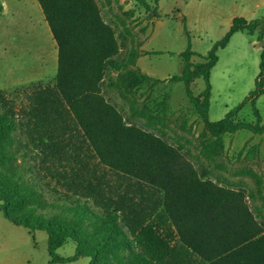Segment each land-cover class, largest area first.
<instances>
[{
    "label": "trees",
    "instance_id": "16d2710c",
    "mask_svg": "<svg viewBox=\"0 0 264 264\" xmlns=\"http://www.w3.org/2000/svg\"><path fill=\"white\" fill-rule=\"evenodd\" d=\"M38 2L57 44L58 68L53 83L0 89V210L6 218L30 234L47 232L48 264L82 257L90 264H264V226L245 192L209 179L165 138L128 122L105 95V84L116 86L108 73L128 65L117 85L165 80L143 73L136 52L120 61L115 29L96 0ZM239 31L264 39V16L234 18L202 62L193 61L197 53L189 46L181 53L182 72L169 78L186 85L204 133L214 138L207 143L211 152L223 148L225 133H264L256 105L264 94V48L254 90L221 120L209 119L217 52ZM199 77L206 87L194 95L190 84ZM248 103L255 122L235 121ZM29 157L28 170L40 183L18 169L20 158ZM45 208L57 212H37ZM69 240L75 255L59 256Z\"/></svg>",
    "mask_w": 264,
    "mask_h": 264
},
{
    "label": "rangeland",
    "instance_id": "374dc122",
    "mask_svg": "<svg viewBox=\"0 0 264 264\" xmlns=\"http://www.w3.org/2000/svg\"><path fill=\"white\" fill-rule=\"evenodd\" d=\"M0 2L3 5L0 9V89L11 91L37 81L53 83L57 59L54 64L52 56L57 44L38 0ZM96 2L104 20L115 29L121 46L120 61L126 63L132 52L137 53V58L151 53L149 73L165 80L154 86L151 80H147L135 88L125 83L117 85L120 75H126L133 67L128 65L108 73L107 80L115 82L116 86L105 84V95L118 106L128 122L165 138L197 170L207 172L209 179L224 187L244 191L247 204L264 226V133H253L247 129L225 133L223 148L211 152L207 143L214 138L204 133L202 116L188 96L186 85L169 80L182 72L183 58L180 54L189 46L197 53L193 61L202 62V56L229 31L234 17L258 19L264 16V7L258 8L244 0ZM44 27L50 34L47 44ZM260 41L257 32L239 31L226 47L218 50L219 59L210 77L211 121L224 118L254 90L264 48ZM144 59L146 57L143 62ZM205 87L203 77L190 84L194 95ZM256 105L264 124V94L257 99ZM234 119L255 122L252 105L246 104ZM30 162V157L20 158L18 169L30 181L40 183L39 177L28 170ZM44 195L53 202L49 192H44ZM37 212L52 216L57 210L45 208ZM17 253L28 259L26 264H48V234L44 230L30 234L26 227L11 223L0 210V264H15L8 255ZM75 253L76 244L72 240L57 249V254L62 257L74 256ZM90 263L91 258L82 257L57 264Z\"/></svg>",
    "mask_w": 264,
    "mask_h": 264
},
{
    "label": "crops",
    "instance_id": "0c3cea01",
    "mask_svg": "<svg viewBox=\"0 0 264 264\" xmlns=\"http://www.w3.org/2000/svg\"><path fill=\"white\" fill-rule=\"evenodd\" d=\"M244 1H247V2H252L255 4L256 7L260 8V7H264V0H244ZM158 9H159V5H158ZM237 17H242V16H237ZM236 18V17H234ZM234 18L231 20V25H232V22L234 20ZM245 18V17H244ZM247 19V18H246ZM249 20V19H247ZM47 22V21H46ZM230 25V27H231ZM46 27V26H45ZM43 28V32L45 34V43L47 44L48 42V38H49V32L46 28ZM50 28V27H49ZM51 31V30H50ZM52 34V33H51ZM55 41V40H54ZM56 43V42H55ZM53 45L54 42H53ZM44 51V50H43ZM54 55L52 56V60L54 61V64L56 62V59H57V68H58V49H57V45H55L54 47ZM151 53H147L146 55L145 54H142L140 57L137 58L136 60V66H138L143 73L151 76V77H154L152 74L149 73V56H150ZM153 54V53H152ZM181 56V54H180ZM146 57V59H144L145 61L143 62V58ZM182 57V56H181ZM52 64V63H51ZM146 67H145V66ZM156 78V77H154ZM160 79V78H159ZM12 223V222H11ZM18 227V226H17ZM8 258H12L13 261H15V264H26L28 262V259L26 257H24L22 254H19L17 253L16 255L13 256V254H9L8 255Z\"/></svg>",
    "mask_w": 264,
    "mask_h": 264
},
{
    "label": "water",
    "instance_id": "95a60500",
    "mask_svg": "<svg viewBox=\"0 0 264 264\" xmlns=\"http://www.w3.org/2000/svg\"><path fill=\"white\" fill-rule=\"evenodd\" d=\"M260 45L264 46V39L260 41Z\"/></svg>",
    "mask_w": 264,
    "mask_h": 264
},
{
    "label": "bare ground",
    "instance_id": "6f19581e",
    "mask_svg": "<svg viewBox=\"0 0 264 264\" xmlns=\"http://www.w3.org/2000/svg\"><path fill=\"white\" fill-rule=\"evenodd\" d=\"M34 5V4H33ZM35 6V5H34ZM32 8H34V7H32ZM30 14V13H29Z\"/></svg>",
    "mask_w": 264,
    "mask_h": 264
}]
</instances>
